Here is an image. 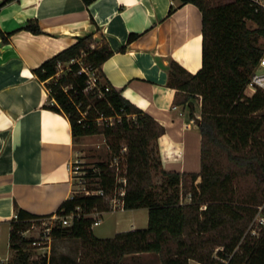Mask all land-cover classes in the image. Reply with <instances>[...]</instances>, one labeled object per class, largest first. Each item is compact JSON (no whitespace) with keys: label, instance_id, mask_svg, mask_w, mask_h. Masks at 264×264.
Here are the masks:
<instances>
[{"label":"trees","instance_id":"1","mask_svg":"<svg viewBox=\"0 0 264 264\" xmlns=\"http://www.w3.org/2000/svg\"><path fill=\"white\" fill-rule=\"evenodd\" d=\"M13 1L4 0L0 9ZM83 1L86 6L94 2ZM188 3L203 15V65L191 74L172 62L169 85L177 90L175 103L188 106L192 117L201 98V118H195L202 136L199 173L162 169L157 143L164 129L106 80L101 68L114 51L105 41L92 34L79 38L34 70L50 93L45 108L69 120L74 141L103 136L110 150L108 163L97 162L86 175L93 179L88 187L103 194L76 192L56 213L61 218L80 215L71 226L57 221L53 228L55 239L81 242L79 264H121L128 256L144 254L161 256L160 264H264V229L259 237L248 231L264 203V92L252 97L244 93L263 53L264 11L257 12L247 0L218 5L181 0V5ZM248 22L257 28H249ZM25 29L42 33L37 24ZM138 37L131 35L129 43ZM83 69L96 72L92 89ZM115 160L125 167L124 197L118 196L122 185ZM157 168L172 191L169 196L155 191L152 172ZM189 195L190 202L183 203ZM115 198L122 200L124 210L147 209L148 227L99 239L93 232L97 220L90 216L111 212ZM16 217L9 222L10 249L16 252L12 264H37L28 252L32 240L22 234L33 221L52 216H35L16 206Z\"/></svg>","mask_w":264,"mask_h":264},{"label":"crops","instance_id":"2","mask_svg":"<svg viewBox=\"0 0 264 264\" xmlns=\"http://www.w3.org/2000/svg\"><path fill=\"white\" fill-rule=\"evenodd\" d=\"M172 7L176 10L169 15ZM30 24L42 33L26 30ZM91 34L114 51L101 68L109 84L164 129L157 143L162 169L180 174L201 170L202 136L195 119L201 118V98L192 117L188 106L175 103L177 90L169 85L172 62L191 74L203 65V15L195 4L94 0L86 6L83 0H15L0 9L1 230L10 227L16 206L35 216H55L76 193L70 171L76 142L70 122L45 108L50 93L34 70ZM131 35L139 37L129 43ZM143 211L148 213L119 204L90 217L98 220V214L100 226L106 215H132L115 218V237L139 230L137 217Z\"/></svg>","mask_w":264,"mask_h":264},{"label":"rangeland","instance_id":"3","mask_svg":"<svg viewBox=\"0 0 264 264\" xmlns=\"http://www.w3.org/2000/svg\"><path fill=\"white\" fill-rule=\"evenodd\" d=\"M234 0H211L213 5L218 4H226L231 3ZM248 26L251 29H256L257 25L248 22ZM99 41V39H98ZM260 42L264 44V39H261ZM264 115V111L260 113ZM154 158L157 157L156 148L153 149ZM76 151V159L82 162V166L85 170L92 169L97 162L108 163L110 150L106 144L105 138L103 136H94L90 140H79L75 145ZM125 168V167H124ZM153 183L155 184V191L160 196H169L172 194V191H168L166 188V178L162 175L161 169H154L152 172ZM86 188H88V184H92V178L86 180ZM189 180L186 183L189 185ZM76 183V192L82 193L83 186L78 184V180L75 179ZM182 192V190H181ZM183 203L190 202V195L185 199L182 198ZM111 204L114 206L115 202L111 200ZM99 220V215L95 214L94 216ZM118 217L119 219H130L132 215H120V214H110L104 216L101 220V225L94 228V235L99 239H109L113 238L114 234V220ZM97 220V221H98ZM34 229H32L25 238L28 240H36L40 237L42 233V225L39 221L33 223ZM56 224V223H55ZM139 229H146L148 226V213L143 211L138 214L137 224ZM251 225L248 228L250 229ZM10 233L11 229L8 225H4L1 231V241H0V264L4 261L3 264H8L6 262V258H10V263L12 264L16 258V252L10 249ZM31 254L30 261L36 262L37 264H42L46 261V264H79L82 259V246L79 240H71V239H53L52 243L47 247H37L34 248L32 246L29 247V251ZM161 256L159 255H141V256H128L121 264H160ZM197 264V263H196Z\"/></svg>","mask_w":264,"mask_h":264},{"label":"built area","instance_id":"4","mask_svg":"<svg viewBox=\"0 0 264 264\" xmlns=\"http://www.w3.org/2000/svg\"><path fill=\"white\" fill-rule=\"evenodd\" d=\"M248 2H250L251 6H253L256 11H264V0H247ZM83 71L88 75L89 81V88H93L96 86V82H97V76H96V72H89L86 69H83ZM107 90H109L107 88ZM262 91L264 92V47H263V53L261 56V59L259 61V64L254 72V74L252 75V77L250 78L249 83L247 84L246 88H245V95L248 97H252L254 96L257 91ZM110 121H112V119H110ZM82 162L79 161L78 159L74 160V162H72V164H70V171L71 173L74 175V178L78 180V184L83 186L82 188V193L84 195L90 196V195H102V191H96V190H92L89 187L86 188L84 185H86V175H87V170L84 169V167L82 166ZM113 166L116 167V174H117V182L118 184L122 185V187L120 188L119 192H118V196L120 197H124L125 196V187L127 184V180L126 177L124 176L125 174V168L120 167L118 160H115L113 163ZM113 202H115L113 209L117 206V205H121L123 208V202L122 200L115 198L113 200ZM258 212L256 214V217L254 218L251 227L249 229V232L255 236V237H259L261 231L264 229V203L259 206L258 208ZM80 212V210H79ZM80 215H74L71 214L69 216L66 217H58L57 215L52 216L50 218H41L38 219L37 221H39L42 225V233L40 235L39 238H37L36 240H33L31 243V246L34 248H41L44 246H48L52 243L54 236H53V228L55 226V223L57 221H62L63 226L64 227H68L72 225V222L74 220V218L79 217ZM17 218V217H15ZM36 221H33V223ZM32 223V224H33ZM100 224V221H96V223L94 224V226H98ZM34 224L32 225V227L27 230L26 232H24L22 235L24 237H26V235L32 230L34 229ZM1 229H0V241H1ZM6 262L9 264L10 263V258L7 257L6 258ZM4 263V261H2V264Z\"/></svg>","mask_w":264,"mask_h":264}]
</instances>
